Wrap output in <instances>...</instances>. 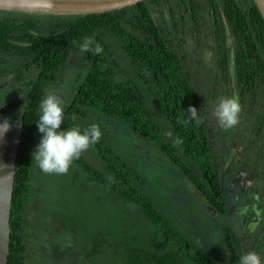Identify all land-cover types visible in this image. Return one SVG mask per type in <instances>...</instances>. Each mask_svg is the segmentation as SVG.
<instances>
[{
  "label": "trees",
  "instance_id": "1",
  "mask_svg": "<svg viewBox=\"0 0 264 264\" xmlns=\"http://www.w3.org/2000/svg\"><path fill=\"white\" fill-rule=\"evenodd\" d=\"M205 6L214 19L215 86L228 78L232 62L243 92L263 93L264 98V18L254 0H142L110 11L85 14L0 10V47L25 57L20 71L30 67L39 71L22 110L24 122L16 164L8 264H32L27 256L33 252L31 241L36 236L28 230L33 224L29 215L44 208L62 212L65 225L75 224L74 229L85 219L97 223L87 254L93 260L94 254L100 252L103 260L94 264H238L240 247L228 225L222 226L225 253L219 257L173 224L147 190L149 181L139 153L119 145L107 125L109 121L116 127L126 126L152 142L194 183L206 204L219 213H227L219 156L214 154L208 138V119L197 85L199 71L192 74L184 51L187 35L202 40L205 23L201 22V15ZM226 23L235 36L233 56L227 47ZM85 38L94 40L93 50L81 52ZM113 41L120 56L132 67L133 76H121L126 69ZM97 44L102 49L98 54L94 51ZM72 52L81 56L85 73L64 108L60 130L78 127L83 132L91 124L99 125L102 136L92 148L103 167H96L83 153L71 165L80 168L95 185H101L108 201L115 203L112 209L102 208L113 214L110 220L105 213L100 219V209L96 213H81L79 205L78 211L69 213L66 206L57 209L53 202L41 204L36 193V161L32 153L42 137L38 136L42 133L36 126L40 102L56 81L57 85L62 82V70ZM200 60L201 56L196 54L194 65ZM189 106L199 110L202 123L189 119ZM158 116L169 126L173 138ZM64 201L70 202L69 198Z\"/></svg>",
  "mask_w": 264,
  "mask_h": 264
},
{
  "label": "rangeland",
  "instance_id": "2",
  "mask_svg": "<svg viewBox=\"0 0 264 264\" xmlns=\"http://www.w3.org/2000/svg\"><path fill=\"white\" fill-rule=\"evenodd\" d=\"M205 12L201 15V22L205 23L201 42L192 34L187 35V46L184 51L187 53L188 62L194 75H196V67L193 63L195 55L199 54L201 56L200 63L197 65V69H199L197 85L205 111L208 113V124H217L213 130L211 141L214 154L219 156L218 163L226 189V200L228 201L227 213H219L206 204L200 192L194 186V183L190 182L152 142L140 137L126 126L120 125L116 127L109 121H107V125L113 130L119 145L125 146L127 150H135L139 153L138 159L141 162V166L144 162L145 175L149 181L147 190L156 197L158 207L173 221L175 226L205 250L216 253L220 257L225 253L223 245L225 243L222 242V226L228 225L233 236L237 239L236 242H238L240 247L241 256L248 251L256 252L261 257L262 264H264L263 187H260V198L256 199L253 193V189L255 190L253 182L257 183V185H264V149H262L261 157L257 159L255 168L252 166L255 163L253 156L250 158L252 160L250 166L242 165L240 162L241 156L237 155L238 152L234 154L231 150L235 144H240L242 150L249 151L251 150L252 140L255 141L256 139H259L260 145L264 147V130L257 134L253 128L255 126L258 128L259 120L254 117L246 124L245 120L249 118L246 115L247 118H244L242 121L239 120L238 125L240 124L241 128H250L248 131H245L243 139L233 138L230 134L225 135L223 132L227 133L230 130L234 132L238 128L237 126L224 131L218 122L212 118V109L218 99H213L211 94L216 92L217 95H221V92L220 87L216 90L212 89L217 66L214 58L216 50H213L215 48L213 35L214 19ZM228 38L230 40L227 47L229 54L233 56L236 52V45L231 32L228 34ZM112 44L120 56V50L116 42L113 41ZM202 49H204L203 54ZM120 57L126 69L125 73L121 76L123 77L126 74L133 76L132 67L124 59L125 57ZM0 62L4 67L12 65L8 64L10 61L6 58H0ZM23 62L24 59H19L16 62V66ZM83 71L85 73V69L81 64V56L77 52H72L62 70V75L64 76L62 82L57 85L56 81L47 93H57L64 101L63 108H65L83 80ZM227 81H230L228 96L235 97L240 101V90L235 85V73L229 74ZM10 94L11 97L20 99V96L26 95V92L19 93L14 91ZM146 101L150 110L157 115L153 104L148 99ZM15 102L21 101H14L12 103ZM246 104L248 105V103ZM19 106L20 104L16 107L15 113L20 111ZM158 118L162 120L161 116H158ZM163 125L173 138L169 126L165 122H163ZM38 136H42V134ZM39 142L40 139L37 141V144ZM83 154L96 167H103L100 157L96 155L92 146L83 152ZM35 170L37 178L35 182L39 188L36 187L35 182L34 186L36 187V193L39 194V202L41 204H44L46 201L53 202L57 209L58 207L63 208L66 206L65 208L70 210L69 213L75 209L78 211L80 205L83 210L81 213L86 212L90 214L92 211L96 213L100 209L101 220H103L101 218L103 213L107 214V219L110 220L111 215V218H113V214L109 215L102 208L112 209L115 203L108 201V195L104 193L105 191L102 186L95 185L90 181L80 168L71 165L67 174H46L36 164ZM245 174L247 175L244 177ZM253 175H255V178H253ZM240 177H244L243 181ZM43 191L48 193L44 194ZM68 198L70 200L68 204L70 205L64 201ZM63 215L62 212L56 210L49 211L46 208L30 213L29 217H31V223L33 224L28 227V230L35 233L36 237L31 241L34 244L33 252L28 254L27 258L31 260L32 264L100 263L103 260L100 258V252L94 254L93 260L87 254L92 248V239L93 234L96 232L97 223L93 220L85 219L74 229L75 224L71 225V227L65 225ZM67 216L68 218L73 217V215ZM72 221L77 223L76 219ZM98 222L100 223L99 220ZM135 231H138V229H135ZM145 235L144 233L143 236Z\"/></svg>",
  "mask_w": 264,
  "mask_h": 264
},
{
  "label": "clouds",
  "instance_id": "3",
  "mask_svg": "<svg viewBox=\"0 0 264 264\" xmlns=\"http://www.w3.org/2000/svg\"><path fill=\"white\" fill-rule=\"evenodd\" d=\"M93 43L92 38H85L80 45V51L93 50L91 48ZM94 51L97 54L100 53L102 51L100 45L97 44ZM63 105L64 101L57 93L48 92L39 106L40 115L36 126L43 135L32 153V159L46 174H67L73 161L79 159L83 152L98 143L102 136L99 125L95 123L83 132L78 127L60 130L63 123ZM241 110L237 98L220 97L212 109V118L218 122L221 129L227 131L238 125ZM186 112L189 119L194 120L196 124L203 122L196 107L189 106ZM183 123H188V120H184ZM11 126L7 119L0 123V139H3L11 130ZM238 264H262V261L256 252L248 251L240 257Z\"/></svg>",
  "mask_w": 264,
  "mask_h": 264
},
{
  "label": "flooded vegetation",
  "instance_id": "4",
  "mask_svg": "<svg viewBox=\"0 0 264 264\" xmlns=\"http://www.w3.org/2000/svg\"><path fill=\"white\" fill-rule=\"evenodd\" d=\"M204 1V0H203ZM206 11L205 13L208 14V6L204 7L203 12ZM225 28H226V34L228 37V34L231 32V36L234 38L235 41V36L233 34V32L230 30L229 25L226 23L225 24ZM230 31V32H229ZM228 40H230L228 38ZM231 55V54H229ZM0 58H6L7 60H9L10 62H8V64H12L9 67H4V65L0 62V114L4 115L6 118H9L11 120H15L18 119L20 117V115L22 114V110L24 109L25 103H26V97L29 91H31L33 89L34 83L37 81L38 79V75H39V71L34 67H30L27 69H24L23 71H20V69L25 65L26 59L25 57L21 56V55H17L14 53H9V52H5L1 47H0ZM24 59V62L19 64L18 66H16V62L19 59ZM214 58L215 60L217 59L216 54L214 53ZM233 59V58H231ZM17 60V61H15ZM216 65H217V60H216ZM196 69L195 72L197 70V66L195 65ZM199 71V69H198ZM216 73H217V66H216ZM215 73L214 76V86L212 87V89L216 90L218 87H220V92L221 95H217L216 92H213L211 94V97L213 99H219L220 97H228V98H232L231 96H228V92H229V84L230 81H227L228 78L226 80L221 79V82L219 83V86H215V81H216V76L217 74ZM235 73V85L239 88L240 92H239V96H240V105H241V113L239 114V120L242 121L244 118H247V116H249V118H247L246 124L249 123V121L252 118H256L257 120H259V124H258V128L257 126H255L253 128V130L259 134L264 130V98H263V93H253L251 91H246L245 93L243 92V85H240L239 82V77L236 73V68L234 66V63L230 62V72L229 74H234ZM193 74V72H192ZM194 75V74H193ZM229 77V76H228ZM221 78V77H220ZM232 81V80H231ZM259 89V87L257 88ZM26 92V95H21L20 99L15 98V97H11L12 92ZM255 97V98H254ZM22 98V99H21ZM14 101H21V102H15L12 103ZM248 103V105L246 104ZM20 104V106L18 108H20V111L18 113H15L16 111V107ZM209 108V107H208ZM208 113L205 111V116L207 117ZM211 115V112H210ZM209 115V116H210ZM215 126H217L216 123H212L210 125V123L206 126L207 131H208V138L211 140L212 138V133L213 130L215 129ZM238 128H236V131H232L230 130L229 132H223L225 135H231L233 138H238V139H243V135L245 134V131H248V129L250 127H244L241 128L242 126L239 124L237 125ZM249 133V132H247ZM223 135V136H225ZM240 136V137H239ZM213 137H215L213 135ZM212 143V141H211ZM262 149H264V147H262L259 143V139H256L255 141L252 140L251 142V150L249 151H245L242 150V146L240 144H235L234 147L231 148L232 152L234 154H236V152H238V156H241L240 158V162L242 163V165H246V166H250V163L252 162V160H250L251 156L254 157L255 163L252 164V166L255 168L256 164H257V159L259 157H261L262 154ZM213 151V150H212ZM234 156V155H233ZM243 157V158H242ZM235 170V169H234ZM247 174L244 175V177ZM244 177H240V179H244ZM253 178H255V175H253ZM255 190L253 189V193H254V197L257 199L260 196V187L262 188V191L264 193V185H257V183L253 182ZM225 188V187H224ZM257 190V192H256ZM225 194H226V189H225ZM227 196V194H226ZM260 198V197H259ZM228 208V206H227Z\"/></svg>",
  "mask_w": 264,
  "mask_h": 264
},
{
  "label": "water",
  "instance_id": "5",
  "mask_svg": "<svg viewBox=\"0 0 264 264\" xmlns=\"http://www.w3.org/2000/svg\"><path fill=\"white\" fill-rule=\"evenodd\" d=\"M142 0H0V10H18L49 14H85L105 12ZM264 18V0H254ZM11 130L0 139V264H8L11 239V209L15 186L16 164L21 144L24 113L11 120Z\"/></svg>",
  "mask_w": 264,
  "mask_h": 264
}]
</instances>
